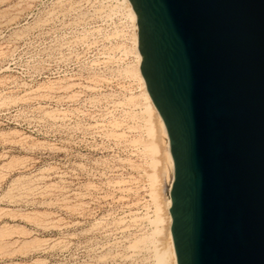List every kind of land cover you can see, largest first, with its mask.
<instances>
[{
  "label": "rangeland",
  "instance_id": "obj_1",
  "mask_svg": "<svg viewBox=\"0 0 264 264\" xmlns=\"http://www.w3.org/2000/svg\"><path fill=\"white\" fill-rule=\"evenodd\" d=\"M126 8L0 0V264H170L166 139Z\"/></svg>",
  "mask_w": 264,
  "mask_h": 264
},
{
  "label": "water",
  "instance_id": "obj_2",
  "mask_svg": "<svg viewBox=\"0 0 264 264\" xmlns=\"http://www.w3.org/2000/svg\"><path fill=\"white\" fill-rule=\"evenodd\" d=\"M170 137L177 264H264V0H130Z\"/></svg>",
  "mask_w": 264,
  "mask_h": 264
},
{
  "label": "bare ground",
  "instance_id": "obj_3",
  "mask_svg": "<svg viewBox=\"0 0 264 264\" xmlns=\"http://www.w3.org/2000/svg\"><path fill=\"white\" fill-rule=\"evenodd\" d=\"M124 3L126 4V9L128 10V14L133 22V25H134V40H135V53H136V56H137V60H138V66H136L137 68L134 70L135 71V74L141 79L142 83H143V86H144V91H143V95L145 97V100H146V107H144L146 109V112H152V110L155 112V115L159 121V129H160V132L163 136H165V139H166V142H165V146H166V159H167V163L169 164L170 166V170H171V181H170V184H169V187H168V194H167V204H166V207H167V216H168V219H167V231H168V237H169V242H168V246L167 248L160 254L158 255L159 256V260L163 263H166L167 261L170 262V264H177V260H176V255H175V250H174V246H173V241H172V234H171V222H172V215L170 213V205H171V187H172V184H173V180H174V160H173V157H172V154L170 152V137L168 135V132H167V129H166V125L164 123V120L160 114V112L158 111V109L156 108L154 102L152 101L151 97H150V94L148 93V90L146 88V84H145V80L140 72V69H139V65L142 61V56L138 50V17H137V14L132 6V3L130 2V0H124ZM134 67V66H133ZM133 71V72H134ZM132 72V71H131ZM134 74V75H135ZM142 95V96H143ZM144 100V99H143ZM145 100H144V103H145ZM143 105V103H142ZM144 112V111H143ZM146 115V114H145ZM148 115V114H147ZM146 115V116H147ZM144 117V116H143ZM150 117V116H149ZM148 117V118H149ZM147 118V119H148ZM150 119V118H149ZM150 121V120H149ZM147 125V123H144ZM151 125V123H150ZM144 127V126H143ZM149 127V126H148ZM147 128V127H146ZM152 129V127L150 128ZM149 129V130H150ZM150 133V132H149ZM139 139V138H138ZM137 139V140H138ZM142 140V139H141ZM143 141V140H142ZM145 141V140H144ZM143 141V142H144ZM149 142H152V141H149ZM146 144V142H144ZM143 143V144H144ZM144 144V145H145ZM147 147H145V151H147V153L151 156L152 153H154V151H156V145L152 142V143H147ZM148 149V150H146ZM154 156V154H153ZM154 177V176H153ZM155 179V178H153ZM155 183V182H154ZM162 216V215H161ZM160 217V216H159ZM151 219V218H150ZM156 220V219H155ZM154 224V222H153ZM158 224V223H157ZM7 229V228H6ZM155 231V230H154ZM2 233V232H1ZM1 235V234H0ZM149 237V236H148ZM146 238V237H145ZM3 239V238H2ZM1 239V240H2ZM0 240V241H1ZM141 240V239H140ZM139 240V241H140ZM153 240V239H152ZM151 240V241H152ZM145 241V240H144ZM3 243V242H2ZM1 243V244H2ZM5 245V244H4ZM1 246V245H0ZM156 251V250H155ZM158 251V250H157ZM156 253V252H155ZM157 256V257H158Z\"/></svg>",
  "mask_w": 264,
  "mask_h": 264
}]
</instances>
